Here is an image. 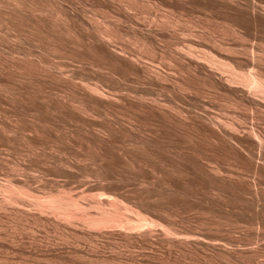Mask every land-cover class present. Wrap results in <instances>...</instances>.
I'll use <instances>...</instances> for the list:
<instances>
[{
	"label": "rangeland",
	"instance_id": "374dc122",
	"mask_svg": "<svg viewBox=\"0 0 264 264\" xmlns=\"http://www.w3.org/2000/svg\"><path fill=\"white\" fill-rule=\"evenodd\" d=\"M114 1L0 0V182L24 176L41 195L61 189L83 196L84 205L108 193L122 199L131 209L124 215L139 225L122 232L80 217L57 220L34 206L11 207L0 192V264H264L263 152L246 153L213 123L246 116L242 136L253 127L263 137L264 115L213 90L205 74L194 69L195 75L175 54L193 46L219 56L236 53L238 62L252 64L240 53L246 45L264 48L261 8L256 13L245 0ZM100 28L108 41L94 35ZM86 86L98 87L103 98H93ZM154 96L163 103L156 105ZM172 105L180 109L174 113ZM138 212L152 224L140 223Z\"/></svg>",
	"mask_w": 264,
	"mask_h": 264
},
{
	"label": "bare ground",
	"instance_id": "6f19581e",
	"mask_svg": "<svg viewBox=\"0 0 264 264\" xmlns=\"http://www.w3.org/2000/svg\"><path fill=\"white\" fill-rule=\"evenodd\" d=\"M112 1V0H111ZM114 1V0H113ZM120 1V0H119ZM118 1V2H119ZM127 1V0H126ZM134 1V0H133ZM133 1H131V2H133ZM135 1H137V0H135ZM140 1V0H139ZM231 1V0H230ZM237 1V0H236ZM243 1V0H242ZM261 1V0H260ZM258 2L257 0H245V2L244 3H242V2H236V3H242L243 5L246 3V6L248 7V8H253V10L254 9H256V7H258L257 9H259V7L261 8V10H262V14H263V16H264V2ZM264 1V0H263ZM115 2V1H114ZM210 2V1H209ZM217 2V1H216ZM220 2V1H219ZM234 2V4H235V1H233ZM232 2V3H233ZM144 3V2H143ZM221 3V2H220ZM223 3V2H222ZM228 3V2H227ZM230 4H231V2H229ZM120 4H121V2H120ZM130 4H132V3H130ZM224 4V3H223ZM230 4H228L229 6H230ZM241 4V5H242ZM220 5V4H219ZM218 5V6H219ZM242 5V6H243ZM126 6H127V4H126ZM234 6V5H233ZM232 6V7H233ZM241 6V7H242ZM245 6V5H244ZM245 6V7H246ZM222 7V6H221ZM235 7V6H234ZM233 7V8H234ZM245 7H242L244 10L243 11H245ZM126 8V7H125ZM236 8H238V7H236ZM232 9V8H231ZM235 9V8H234ZM126 10V9H125ZM260 10V11H261ZM228 11V10H227ZM238 11V10H237ZM242 11V13L246 16V14L245 13H248L247 14V16L248 15H250L249 14V12L251 11V12H253L252 10H248L249 12H247V9H246V12H243ZM257 11V10H256ZM255 10H254V12H256ZM232 12V11H231ZM250 12V13H251ZM259 12V11H258ZM257 13V12H256ZM261 13L259 14V16H258V18H257V15H256V17L255 18H257L258 20H259V22L261 21V20H263L264 19V17L261 15ZM237 14V13H236ZM236 14H233V16L234 15H236ZM253 14H255V13H252L251 15L253 16ZM242 15V14H241ZM241 15H240V17H239V19L241 18ZM244 15H242L243 17H244ZM250 15V16H251ZM260 15L262 16V18L260 17ZM238 16V15H237ZM252 16H251V18H252ZM235 17V16H234ZM242 17V19H244V18H246V17H244L243 18ZM160 19H161V17H159ZM163 18V17H162ZM248 18H249V20L251 21L252 19L250 18V17H247L246 18V21L247 22H250V21H248ZM254 18V19H255ZM230 19V18H229ZM235 19V18H234ZM241 19V21H245V19L244 20H242ZM256 19V20H257ZM261 19V20H260ZM237 20V19H236ZM255 20V21H256ZM257 20V21H258ZM153 21H155V20H153ZM164 21H166V20H164ZM173 21H174V19H173ZM240 21V22H241ZM256 21V26H254L255 27V30L257 29L256 27H258V29H259V26H261V23L262 24H264L263 22H264V20H263V22H261L260 24L258 23ZM83 22V21H82ZM160 22V21H159ZM168 22H170L171 23V21H168ZM236 22V21H235ZM239 22V21H238ZM251 22H253V21H251ZM249 23V24H254L255 25V23ZM166 23V22H165ZM177 23V22H176ZM233 23V22H232ZM83 24V23H82ZM88 24V23H87ZM229 24V23H228ZM242 24V23H241ZM246 24H248V23H246ZM259 26H258V25ZM158 25V24H157ZM171 25V24H170ZM169 25V26H170ZM82 26V25H81ZM96 26V25H95ZM100 26V25H99ZM106 26V25H105ZM167 26V25H166ZM229 26V25H228ZM249 26H251V25H249ZM83 28H84V26H82ZM89 26H87L86 28H88ZM162 27V26H161ZM171 27H172V25H171ZM230 27V26H229ZM234 27V26H233ZM246 27H248V26H246ZM252 27V26H251ZM251 27H249V28H251ZM173 28H176V27H173ZM232 28V27H231ZM262 28V27H261ZM260 28V30H263L264 28H262L261 29ZM85 29V28H84ZM104 29V28H103ZM169 29V28H168ZM230 29V28H229ZM234 29V28H233ZM237 29H239L238 27H237ZM242 29V28H241ZM252 29H253V27H252ZM257 29V30H258ZM90 30V29H89ZM163 30V29H162ZM161 30V31H162ZM172 30V29H171ZM254 30V29H253ZM91 31V30H90ZM173 31V30H172ZM251 31V30H250ZM152 32V31H151ZM164 32H165V30H164ZM174 32V31H173ZM248 32H249V30H248ZM96 33V34H95ZM149 33V32H148ZM157 33H160V32H157ZM167 33V32H166ZM185 33V32H184ZM193 33H195V32H193ZM237 33V32H236ZM244 33V32H243ZM251 33V32H250ZM104 34H107V33H105V31L104 30H101V28L100 29H97V32H95L94 31V35H97L99 38L101 37L102 38V42H104L105 40H107L108 41V39L110 38V36H109V38H106L105 37V35ZM112 34V33H111ZM110 34V35H111ZM155 34V33H154ZM260 34V33H259ZM108 35L109 34H107V37H108ZM236 35H239L238 33L236 34ZM240 35H241V33H240ZM245 35V34H244ZM250 35V34H249ZM248 35V36H249ZM155 36V35H154ZM160 36V35H159ZM183 36H185V35H183ZM92 37V36H91ZM96 37V36H95ZM253 37V36H252ZM99 38H97V41H98V39ZM154 38H156V37H154ZM158 39V38H157ZM111 40H113V38H111ZM160 40V39H159ZM246 40L248 41V39L246 38ZM246 40L244 41V42H246ZM260 40V39H259ZM101 41V40H100ZM106 41V42H107ZM242 41V40H241ZM261 41V40H260ZM109 43V42H108ZM218 43V42H217ZM254 43V42H253ZM256 43V42H255ZM261 43V42H260ZM98 44V43H97ZM100 44V43H99ZM190 44H192V43H190ZM251 44H252V42H251ZM263 44V43H262ZM262 44H257V46L259 45V47H260V45H262ZM107 45V44H106ZM110 45V44H109ZM189 45V44H188ZM193 45H195V44H193ZM215 45H216V43H215ZM219 45H220V43H219ZM239 45V44H238ZM249 45H250V42H249ZM97 46V45H96ZM187 46V45H186ZM216 46H218V45H216ZM223 46V45H222ZM226 46V45H225ZM225 46H223L222 48H224ZM243 46H245V45H243ZM243 46H242V48H243ZM256 46V47H257ZM99 47V46H98ZM180 47V46H179ZM190 47V48H189ZM188 48V50H185L183 47H180L179 49H175L176 50V52H175V54H176V56H175V54H174V56L176 57V59L177 58H179V59H181V60H184V58H186L188 61H185V62H187V65H188V69H190V68H193L192 70H193V73H194V69H196L195 71H197V72H199L201 75H203V74H205V75H203V76H205V77H207L208 78V82H210V86H211V88H214L213 90H217V92H219L220 94H223L224 96L226 95V96H228V97H230V99L232 100V102L234 103V104H237V105H244V106H246V107H249L251 110L253 109V110H257V111H260L261 113H263V115H264V68L262 67V65L260 66L259 64L261 63V62H263L264 60H263V57H264V52H262V48L263 47H260L261 48V50H259V52H260V54H259V52L258 51H253L252 49H251V46H245L246 48H244V50H242V53H240L242 56H243V53H244V55H246V54H248V56L250 55L251 57L250 58H252V60L251 59H249V60H251V62H253L252 64H248V65H246V63L244 64H242V63H240V62H238L232 55L233 54H236V53H233L232 55H230V54H228V56H227V54H226V56L224 55V56H219V55H216V54H214V53H212V51H207L205 48V50H203V49H198V51H196V50H194V49H196V48H194L193 46H189ZM220 47V46H219ZM101 48V47H100ZM105 48V47H104ZM230 48H231V46H230ZM249 48V49H248ZM253 48V47H252ZM259 48V49H260ZM221 49V48H220ZM226 49H227V47H226ZM233 49V48H232ZM231 49V52L233 51ZM236 49V48H235ZM235 49H234V51H235ZM256 49V48H255ZM257 49H258V47H257ZM256 49V50H257ZM96 50V49H95ZM105 50H106V48H105ZM223 50V49H222ZM108 51V50H107ZM119 51V50H118ZM263 51H264V48H263ZM97 52H99V50L97 51ZM110 52V51H109ZM121 52V51H120ZM236 52V51H235ZM239 52H241V51H239ZM113 53H114V51H113ZM174 53V52H173ZM223 53V52H222ZM221 53V54H222ZM229 53V52H228ZM238 53V52H237ZM107 54V53H106ZM122 54V53H121ZM126 54V53H125ZM224 54V53H223ZM111 55V54H110ZM173 55V54H172ZM263 55V56H262ZM101 56H103V55H101ZM120 56V55H119ZM125 57L124 58H126V56L127 55H124ZM240 56V55H239ZM247 56V57H248ZM107 57V56H106ZM109 57V56H108ZM111 57V56H110ZM128 57V56H127ZM235 57H236V55H235ZM241 57V56H240ZM105 58V57H104ZM121 58V57H120ZM124 58H122V59H124ZM172 58H174V57H172ZM245 58V57H244ZM175 58H174V60H176ZM256 59H258V61H257V63L256 62H254V61H256ZM106 60V59H105ZM112 60V59H111ZM178 60V59H177ZM240 60V59H239ZM254 60V61H253ZM107 61H109V60H107ZM125 61V60H124ZM131 61V60H130ZM133 62H134V64H136L137 63V65L139 64V62H137V60L136 59H134V60H132ZM244 61V60H243ZM243 61H241V62H243ZM246 61H248V60H246ZM112 62V61H111ZM122 62V61H121ZM250 61L249 62H247V63H251ZM120 63V62H119ZM141 63V62H140ZM182 63V62H181ZM133 64V63H132ZM133 64V65H134ZM143 64V63H142ZM147 64V63H146ZM186 64V63H185ZM184 64V65H185ZM114 65V64H113ZM128 65V64H127ZM139 65H141V64H139ZM150 65H153V64H150ZM183 65V64H182ZM132 66V65H131ZM146 66V65H145ZM148 66V65H147ZM128 67H130V65L128 66ZM139 67V66H138ZM143 67V66H142ZM126 68V67H125ZM124 68V69H125ZM131 68V67H130ZM135 68V67H134ZM146 68V67H145ZM122 69H123V67H122ZM150 69V68H149ZM148 69V70H149ZM156 69V68H155ZM158 69V68H157ZM156 69V70H157ZM126 70H127V68H126ZM128 70H129V68H128ZM137 70V69H136ZM142 70V69H141ZM150 70H152V69H150ZM191 70V69H190ZM130 71V70H129ZM134 72H136V71H134ZM148 72V71H147ZM146 72V73H147ZM155 72V71H154ZM160 72V71H159ZM202 72V73H201ZM132 73V72H131ZM130 72H129V74H131ZM145 73V72H144ZM145 73V74H146ZM161 73V72H160ZM196 73V72H195ZM194 73V74H195ZM199 73H197V74H199ZM135 74H137V73H135ZM134 74V75H135ZM139 75L141 74V73H138ZM149 74V73H148ZM151 74H153V73H151ZM151 74L149 75V76H151ZM157 74V73H156ZM193 74V75H194ZM197 74H195V75H197ZM199 74V75H200ZM140 76H142V75H140ZM146 76V75H145ZM156 77H159L158 75L156 76ZM166 77V76H165ZM201 77V76H200ZM152 78H154L153 76H152ZM164 78V77H163ZM202 78V77H201ZM135 79H136V77H135ZM142 79V78H141ZM141 79H139V80H141ZM157 79V78H156ZM159 79V78H158ZM157 79V80H158ZM165 79V78H164ZM204 79H206V78H204ZM152 80H154V79H152ZM149 81V80H148ZM163 81V80H162ZM202 81V80H201ZM206 81V82H207ZM150 82H151V80H150ZM154 82V81H153ZM203 82V81H202ZM205 82V81H204ZM135 83V82H134ZM207 84V83H206ZM133 86V85H132ZM139 86V85H138ZM151 86V85H150ZM205 86H207V85H205ZM86 88H88V86H86ZM133 89L135 88V87H132ZM138 89V88H137ZM142 89V88H141ZM147 89V88H146ZM145 89V90H146ZM183 89V88H182ZM188 89V88H187ZM88 92H89V94L91 95V96H93V98H94V96H95V98L97 99H99V98H103V97H101V95H99V89H98V87H90V88H88ZM136 90V89H135ZM144 90V89H143ZM143 90H141V91H143ZM189 90H190V88H189ZM211 90L212 89H210V92H211ZM215 90V91H216ZM138 91H139V89H138ZM137 91V92H138ZM140 91V92H141ZM183 91V90H182ZM209 91V90H208ZM214 91V92H215ZM101 92V91H100ZM131 92V91H130ZM136 92V93H137ZM140 92H138V93H140ZM184 92V91H183ZM189 92V91H188ZM202 92H203V90H202ZM205 92V91H204ZM209 92V93H210ZM213 92V91H212ZM213 92V93H214ZM132 94H135V93H133V92H131ZM137 93V94H138ZM155 93V92H154ZM88 94V95H89ZM105 94V93H104ZM124 94V93H123ZM126 94V93H125ZM129 95V94H128ZM136 95V94H135ZM134 95V96H135ZM144 95V94H143ZM143 95H138V96H140V97H138V99H139V101H141V102H146L147 101V99H146V97H144ZM146 95V94H145ZM155 95V94H154ZM90 96V97H91ZM150 96H152L151 94H150ZM119 97V96H118ZM125 97V96H124ZM136 97H137V95H136ZM155 98H151V99H153V101H154V103H156V105H157V103L159 104V103H163V102H161V100H160V102H158V99H156V96H154ZM123 98V97H122ZM134 98V97H133ZM131 99V98H130ZM137 99V98H136ZM202 99V98H201ZM204 99V98H203ZM132 100V99H131ZM91 101V100H90ZM103 101V100H102ZM118 101H121V100H118ZM135 101V100H134ZM204 101V100H203ZM206 101V100H205ZM148 102H150V101H148ZM165 102V101H164ZM58 103V102H57ZM67 103V102H66ZM82 103V102H81ZM150 103H152V102H150ZM170 104H172L171 102H169ZM84 104H85V102H84ZM100 104H102V103H100ZM147 104H149V103H147ZM147 104H145V105H147ZM165 104V103H164ZM198 104V103H197ZM207 104V103H206ZM64 105H65V103H64ZM78 105V104H77ZM88 105V104H87ZM142 105V104H141ZM155 105V104H154ZM161 105V104H160ZM160 105L158 106V107H160ZM175 105V104H174ZM174 105H172L171 106V108H172V112H174V109L175 110H179V109H176L175 107H174ZM199 105L201 106V104L199 103ZM204 105H205V103H204ZM49 106V105H48ZM51 106V105H50ZM62 106V105H61ZM178 106V105H177ZM193 107H194V105H192ZM198 106V105H197ZM33 107V106H32ZM32 107H30V109L32 108ZM36 107H39V106H37L36 105ZM35 107V108H36ZM41 107H42V105H41ZM40 107V108H41ZM45 107V104H44V106H43V108ZM47 107V106H46ZM45 107V108H46ZM54 107V106H53ZM63 107V106H62ZM73 107H74V105H73ZM142 107V106H141ZM143 107H144V105H143ZM152 107H154L153 105H152ZM158 107H157V109H158ZM169 107V106H168ZM196 107V106H195ZM194 107V109H196ZM202 107V106H201ZM210 107V106H209ZM209 107H207L206 106V108H205V106H204V108L205 109H207V108H209ZM61 107H59V109H60ZM85 108H86V106H85ZM87 108H88V106H87ZM155 108V107H154ZM28 109V108H27ZM34 109V108H33ZM63 109V108H62ZM77 109H78V107H77ZM80 109V108H79ZM141 109V108H140ZM156 109V110H157ZM160 109H162V108H160ZM167 107H166V111H167ZM185 109V108H184ZM199 109H201V108H198L197 109V111L199 110ZM29 110V109H28ZM39 110V109H38ZM49 110V109H48ZM57 110V109H56ZM68 110V109H67ZM75 110V109H74ZM147 110V109H146ZM163 110V109H162ZM169 110V109H168ZM171 110V109H170ZM189 110V109H188ZM250 110V111H251ZM30 111V110H29ZM34 111V110H33ZM52 111V110H51ZM60 111V110H59ZM65 111V110H64ZM77 111V110H76ZM82 111V110H81ZM160 111V110H159ZM206 111V110H205ZM257 111H256V113H257ZM23 112V111H22ZM25 112V111H24ZM62 112V111H61ZM79 112V111H78ZM92 112H93V110H92ZM165 112V111H164ZM164 112L162 111L161 113H163L164 114ZM167 112H169V111H167ZM188 112V111H187ZM190 112V111H189ZM195 112V111H194ZM204 112V111H203ZM209 112V111H208ZM211 112V111H210ZM252 112V111H251ZM26 113V112H25ZM24 113V114H25ZM42 113V112H41ZM83 114H84V112H82ZM171 113V112H170ZM175 113V112H174ZM179 113H180V111H179ZM182 113V112H181ZM202 113V112H201ZM206 113V112H205ZM204 113V114H205ZM259 113V112H258ZM30 114V113H29ZM33 114V113H32ZM37 114H38V112H37ZM44 114V113H43ZM60 114V113H59ZM82 114V115H83ZM160 114V113H159ZM158 114V115H159ZM23 115V114H22ZM26 115V114H25ZM24 115V116H25ZM36 115V114H35ZM87 115V114H86ZM156 115V114H155ZM165 115H168V114H165ZM170 115V114H169ZM174 115V114H173ZM178 115V114H177ZM183 115V114H182ZM181 114H180V116H182ZM191 115V114H190ZM196 115H197V113H196ZM207 115V114H206ZM205 115V116H206ZM217 115V114H216ZM260 115H262V114H260ZM23 116V117H24ZM37 116V115H36ZM91 116H93V115H91ZM161 116V115H160ZM171 116V115H170ZM169 116V117H170ZM176 116V115H175ZM179 116V115H178ZM203 116V115H202ZM208 117L210 116V114L209 115H207ZM22 117V118H23ZM40 118H41V116H39ZM76 117H78V116H76ZM211 117V116H210ZM209 117V118H210ZM212 117H214V116H212ZM221 117V116H220ZM246 117V116H245ZM243 118V119H246V118ZM250 117V116H249ZM248 117V118H249ZM253 117V116H252ZM255 117V116H254ZM264 117V116H263ZM26 118V117H25ZM36 118V117H35ZM79 118V117H78ZM167 118H168V116H167ZM190 118V117H189ZM202 118V117H201ZM205 118V117H204ZM208 118V119H209ZM237 118V117H236ZM239 118V117H238ZM257 118V117H256ZM259 118H261V117H259ZM176 119V118H175ZM181 119V118H180ZM186 119V118H185ZM207 119V118H206ZM205 119V120H206ZM210 119H212V118H210ZM214 119V121L215 122H213L212 120H211V122H213L215 125H218L219 127H220V129L223 127L224 128V136H225V139L226 140H228V142L230 141V142H233V143H235L234 144V146H237V145H239V147H243L244 149H246V150H248L246 153H250V155H251V152H253V150H254V148H257V147H260L259 149H261V151L263 152L262 153V156L261 155H259V156H261L260 157V159L262 158V161L264 160V136L263 137H261L257 132H258V130L257 131H255V128L253 129V127H251V129L249 128H247V129H245L244 130V132H245V134L242 136V134H241V132H240V129L242 128V127H245V126H243V124L241 123V122H245L244 124L246 125V120H243L242 118H241V120H237V119H235V120H229V121H225V120H223V119H220V118H213ZM234 119V118H233ZM250 119V118H249ZM258 119V118H257ZM261 119H263V118H261ZM261 119L258 121V122H256V123H259L260 121H261ZM169 120V119H168ZM192 120V119H191ZM191 120H189V121H191ZM199 120V119H198ZM254 120V119H253ZM178 121V120H177ZM181 121H182V119L180 120V124H181ZM184 121V120H183ZM201 121V120H200ZM199 121V122H200ZM204 121V120H203ZM209 121V120H208ZM251 121V120H250ZM163 122V121H162ZM174 122V121H173ZM176 122V121H175ZM202 122V121H201ZM169 123V122H168ZM192 123H194L193 121H192ZM191 123V124H192ZM198 123V122H197ZM205 123H206V121H205ZM212 123V124H213ZM254 123V122H253ZM263 123H264V121H263ZM186 124H188V123H186ZM209 124H210V122H209ZM211 124V125H212ZM178 125V124H177ZM195 125V124H194ZM208 125V124H207ZM210 125V126H211ZM250 125V124H249ZM256 125V124H255ZM123 126V125H122ZM167 126H170V125H167ZM179 126V125H178ZM198 126H200V125H198ZM251 126V125H250ZM212 127H213V125H212ZM218 127V128H219ZM241 127V128H240ZM247 127V126H246ZM36 128V127H35ZM34 128V129H35ZM39 128V127H38ZM208 128V127H207ZM215 128H216V126H215ZM222 128V129H223ZM257 128H259V127H257ZM172 129H174V127L172 128ZM210 129V128H209ZM220 129H218L217 130V132H219V130ZM263 129V128H262ZM23 130V129H22ZM41 130V129H40ZM189 130V129H188ZM200 130H201V128H200ZM214 130V129H213ZM241 130H243V129H241ZM35 131V130H34ZM38 131V130H37ZM44 131V130H43ZM174 132H175V130H173ZM204 131V130H203ZM259 131H261V130H259ZM264 131V130H263ZM36 132V131H35ZM171 132V131H170ZM179 132V131H178ZM181 132V131H180ZM184 132V131H183ZM213 132V131H212ZM216 132V131H215ZM243 131H242V133H244ZM20 133V132H19ZM23 133H24V131H23ZM27 133V132H26ZM29 133V132H28ZM42 133V132H41ZM44 133V132H43ZM136 133H137V131H136ZM211 133V132H210ZM240 133V134H239ZM37 134V133H36ZM149 134V133H148ZM178 134V133H177ZM187 134V133H186ZM215 134V133H214ZM217 134V133H216ZM264 134V133H263ZM16 135H17V133H16ZM22 135V134H21ZM28 135V134H27ZM30 135V134H29ZM150 135V134H149ZM174 135V134H173ZM173 135H171V136H173ZM199 135V134H198ZM212 135V134H211ZM220 135V134H219ZM262 135V134H261ZM98 136V135H97ZM170 136V135H169ZM187 136H189V135H187ZM191 136H193V135H191ZM210 136V135H209ZM216 136V135H215ZM218 136V135H217ZM221 136V135H220ZM28 137V136H27ZM222 137V136H221ZM23 138V137H22ZM26 138V137H25ZM98 138V137H97ZM24 139V138H23ZM194 139V138H193ZM26 140H28L27 138H26ZM97 140V139H96ZM216 140V139H215ZM215 140H214V142H215ZM222 140V139H221ZM223 141V140H222ZM227 142V143H228ZM221 143V142H220ZM232 143V144H233ZM30 144V143H29ZM175 144V143H174ZM225 144H226V141H225ZM231 144V143H230ZM179 145L181 146L182 144H180L179 143ZM33 146V145H32ZM228 146V145H227ZM173 147H175L174 145H173ZM177 147V146H176ZM184 147V146H183ZM187 146H185L184 148H186ZM230 147H231V145H230ZM93 148V147H92ZM180 148V147H179ZM262 148H263V150H262ZM94 149V148H93ZM232 149H233V147H232ZM243 149V150H244ZM240 150V149H239ZM238 150V151H239ZM257 150H258V148H257ZM1 151H2V149H1ZM234 151V150H233ZM259 151V150H258ZM241 152H242V150H241ZM245 153V152H244ZM243 153V154H244ZM254 154H255V152H253ZM258 153V152H257ZM3 154V153H2ZM253 154V155H254ZM252 155V156H253ZM5 156V155H4ZM7 156V155H6ZM5 156V157H6ZM19 156V155H18ZM244 156V155H243ZM248 156V155H247ZM251 156V157H252ZM17 157V156H16ZM245 157V156H244ZM254 157V156H253ZM257 157V156H256ZM68 158V157H67ZM1 159V158H0ZM18 159H19V157H18ZM64 159H66V158H64ZM76 159V158H75ZM247 159V158H246ZM253 159V158H252ZM254 159H255V157H254ZM260 159H259V161H260ZM2 160V159H1ZM67 160V159H66ZM13 161V160H12ZM11 161V162H12ZM71 161H72V159H71ZM76 161V160H75ZM248 161V160H247ZM257 161V160H256ZM73 162V161H72ZM264 162V161H263ZM18 163V162H17ZM10 164V163H9ZM14 164V163H13ZM69 164V163H68ZM11 165V164H10ZM15 165H17L16 163L14 164V168H16V167H18V165L15 167ZM64 165H65V162H64ZM260 165V164H259ZM37 167V166H36ZM65 167V166H64ZM19 168V167H18ZM17 168V170L19 171V169L21 168H19L18 169ZM41 168V167H40ZM11 169H13V168H11ZM22 169V168H21ZM26 169H27V167H26ZM32 169V168H31ZM37 169V168H36ZM42 169V168H41ZM16 170V171H17ZM25 170V169H24ZM28 170V169H27ZM27 170H26V172H27ZM30 170V169H29ZM29 170H28V172H29ZM7 171V170H6ZM9 171H11V170H9ZM17 171V172H18ZM21 171V170H20ZM19 171V172H20ZM37 171V170H36ZM35 171V172H36ZM12 172V171H11ZM18 172V173H19ZM27 172V173H28ZM9 173V172H8ZM14 173H15V170H14ZM13 173V174H14ZM24 173V172H23ZM23 173H21L22 175H23ZM33 173V172H32ZM44 173V172H43ZM20 174V175H21ZM26 174V173H25ZM35 174V173H34ZM37 174V173H36ZM98 175L100 174V173H97ZM96 174V175H97ZM5 175V174H4ZM16 175H17V173H16ZM19 175V176H20ZM47 175V174H46ZM101 175H102V172H101ZM104 175V174H103ZM10 176V175H9ZM8 176V177H9ZM18 176V177H19ZM25 176H27V175H25ZM29 176V175H28ZM32 176V175H31ZM105 176V175H104ZM13 177V176H12ZM17 177V176H16ZM24 177V176H23ZM23 177H21V179L19 180V178H18V180H17V178L16 179H12L11 177H9V179L7 178V180H6V182H0V192H1V194H2V196H1V194H0V196H1V198L3 197V201L5 200L7 203H8V205H11V207H21V208H24V209H26V210H29L32 206H34V208L35 209H37L38 208V210H40L41 212H47L48 214V216H51L50 214H52L57 220L59 219V217L61 218V219H69V218H71L72 220H73V218L75 219V218H77L78 219V217H80V218H82V220L86 223V225L88 224L89 226H106L107 225V227H108V225L110 224H115V226H118V228L123 232V227H125L126 229L128 228V230H130L129 228H136V226H138L139 224L138 223H136V224H138V225H132V224H134V223H132V222H134L133 220L134 219H132V218H130V217H128L127 215H124V214H126V213H124V211L126 212V211H129V210H131V209H129L126 205H124L123 206V203L121 202V200H118V198L116 199L115 198V196H113V195H111V194H100V196L102 197H98L97 196V198H95L94 197V195H92L91 197H93V200L92 199H89L90 201H88L89 203L88 204H86V205H84V202L83 201H80V197H83V196H78L77 197V195L75 196L74 194H72L71 193V195H69L70 194V192L68 193V194H66L65 192H63V191H61V189L60 190H58L57 192H55V193H53V192H50V193H47V194H45V195H41L40 194V191L38 192V190L37 191H35V190H33L32 188H31V184L29 185V183L30 182H27L26 180H24V182H23ZM35 177V176H34ZM37 177V176H36ZM36 177H35V179H36ZM39 177H40V175H39ZM38 177V178H39ZM26 178V177H25ZM28 178V177H27ZM37 178V179H38ZM105 178V177H104ZM107 179H108V177H106ZM105 178V179H106ZM4 179H5V177H4ZM1 180V179H0ZM29 180V179H28ZM25 181H26V183H25ZM36 181V180H35ZM53 180H51V182H52ZM33 187V186H32ZM36 187V186H35ZM58 189V188H57ZM56 190V189H55ZM65 191V190H64ZM45 192V191H44ZM48 192V191H47ZM39 193V194H38ZM103 193V192H102ZM105 193V192H104ZM80 195H81V193H79ZM97 195V194H96ZM103 195H104V197H103ZM85 196V195H84ZM90 197V198H91ZM0 198V199H1ZM84 198V197H83ZM120 199V198H119ZM2 200H1V203H2ZM83 200V199H82ZM85 200V199H84ZM118 200V201H117ZM83 202V203H82ZM120 202L122 203V204H120ZM4 204V203H3ZM7 205V204H6ZM4 206H5V204H4ZM88 208H87V207ZM108 206H111L110 208L108 207ZM126 206V207H125ZM0 207H2L3 208V205L2 206H0ZM9 208V207H8ZM20 209V208H19ZM18 209V210H19ZM82 210V212H80L81 210ZM94 210V211H91V210ZM96 209V210H95ZM129 209V210H128ZM5 210H6V206H5ZM11 210L12 209H10V212H11ZM23 211V210H22ZM30 211V210H29ZM33 211V210H32ZM16 212V211H15ZM20 212V211H19ZM36 212V211H35ZM34 212V214H37V213H35ZM27 213V212H26ZM39 213V212H38ZM16 214V213H15ZM23 214V213H22ZM32 214V213H31ZM43 214V213H42ZM30 215V214H29ZM137 215L138 216H140V218H139V221H140V223H141V221H143L144 222V226L146 225V224H149V223H151L149 220V218L147 217V216H145V215H143V214H141L140 212H138L137 213ZM10 216H11V214H10ZM17 216H19V215H17ZM21 216V215H20ZM25 216V215H24ZM40 216V215H39ZM43 216V215H42ZM45 216H46V214H45ZM58 218H57V217ZM15 217H16V215H15ZM24 218V217H23ZM27 218V217H26ZM42 218V217H41ZM45 218V217H44ZM55 218H53V219H55ZM25 219V218H24ZM76 219V220H77ZM22 220V219H21ZM65 220V221H66ZM70 220V219H69ZM137 220H138V218H137ZM49 221V220H48ZM63 221V220H62ZM68 221V220H67ZM73 221H75V220H73ZM81 221V220H80ZM82 221V222H83ZM152 221V220H151ZM18 222V221H17ZM59 222V221H58ZM142 222V223H143ZM21 223V222H20ZM67 223V222H66ZM68 223H70V221L68 222ZM58 224V223H57ZM63 224V223H62ZM152 224V223H151ZM150 224V225H151ZM16 225V224H15ZM23 225H26V224H23ZM68 225V224H67ZM109 225V226H110ZM143 225V224H142ZM141 225V226H142ZM149 225V226H150ZM18 226V225H17ZM88 226V227H89ZM112 226V225H111ZM152 226V225H151ZM11 227H12V224H11ZM147 227H148V225H147ZM24 228H25V226H24ZM31 228V227H30ZM29 228V229H30ZM89 228H91V227H89ZM100 228V227H99ZM124 228V229H125ZM149 228V227H148ZM14 230L16 229V228H13ZM20 229V228H19ZM28 229V230H29ZM32 229V228H31ZM96 229V228H95ZM94 229V230H95ZM125 229V230H126ZM150 229V228H149ZM22 230H23V228H22ZM133 230V229H132ZM137 230H140V227L137 229ZM142 230H144V229H141V231ZM17 231H19V230H17ZM135 232H136V229L134 230ZM12 232V231H11ZM130 232V231H129ZM138 232V231H137ZM140 232V231H139ZM14 233V232H13ZM16 233V232H15ZM15 233H14V236H15ZM20 233V232H19ZM26 233H28V232H26ZM132 233H134V232H132ZM5 237H7V236H5ZM8 238V237H7ZM20 238V237H19ZM9 239V238H8ZM21 239V238H20ZM10 240V239H9ZM10 241H12V240H10ZM13 242V241H12ZM15 242V241H14ZM21 243V242H20ZM17 244V243H16Z\"/></svg>",
	"mask_w": 264,
	"mask_h": 264
}]
</instances>
